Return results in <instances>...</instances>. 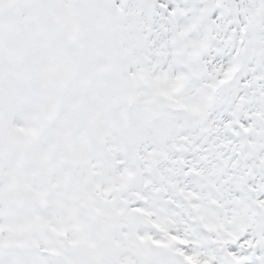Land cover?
Segmentation results:
<instances>
[{"label":"snow or ice","instance_id":"snow-or-ice-1","mask_svg":"<svg viewBox=\"0 0 264 264\" xmlns=\"http://www.w3.org/2000/svg\"><path fill=\"white\" fill-rule=\"evenodd\" d=\"M0 264H264V0H0Z\"/></svg>","mask_w":264,"mask_h":264}]
</instances>
